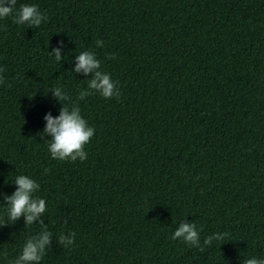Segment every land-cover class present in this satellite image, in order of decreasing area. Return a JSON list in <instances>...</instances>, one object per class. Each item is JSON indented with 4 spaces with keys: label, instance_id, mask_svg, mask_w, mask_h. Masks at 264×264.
Segmentation results:
<instances>
[{
    "label": "trees",
    "instance_id": "trees-1",
    "mask_svg": "<svg viewBox=\"0 0 264 264\" xmlns=\"http://www.w3.org/2000/svg\"><path fill=\"white\" fill-rule=\"evenodd\" d=\"M22 4L48 19L39 28L0 19V192L11 195L18 175L40 185L53 233L41 264L264 258V0ZM60 41L58 62L50 52ZM82 51L118 82L119 98L77 100L91 78L72 71ZM57 85L95 128L84 161L51 158L41 137L44 116L62 107L48 92ZM183 222H195L202 247L227 235L200 251L172 239ZM39 231L23 217L0 228V264ZM72 232L73 244L57 242Z\"/></svg>",
    "mask_w": 264,
    "mask_h": 264
},
{
    "label": "clouds",
    "instance_id": "clouds-1",
    "mask_svg": "<svg viewBox=\"0 0 264 264\" xmlns=\"http://www.w3.org/2000/svg\"><path fill=\"white\" fill-rule=\"evenodd\" d=\"M17 0H0V19L12 16L13 22L17 25L27 24L30 28H39L42 21L48 17L40 11L35 4H22L16 9ZM97 47H103V41H96ZM63 41L59 46L52 49L50 54L55 60L61 62ZM114 55H109L108 59H115ZM4 68L0 67V85L5 83L2 73ZM75 73H82L85 77L91 74L88 79L87 89L81 91L77 100L85 99L91 93H99L103 98H119L121 95L116 81H113L111 75L101 70V62L92 51H82L75 56V67L72 69ZM53 98L62 103L59 115L53 117L51 112L44 116L46 121L41 137L49 136L48 151L51 158L61 161H84L87 159L85 146L90 142L95 134V128L90 126L88 121L82 117L81 110L77 102L72 101V97L60 86L51 88ZM65 102H69L65 104ZM48 169H45V173ZM16 190L8 195L0 192L2 201L0 204L5 206L4 215L0 216V228L6 225L15 224L21 217L24 218L25 225H32L39 222L40 231L35 235L29 236L21 253L7 260V264H41L47 250L52 246L53 233L49 231L47 224L44 223V215L47 211L45 199L35 196L39 191L40 185L27 175H18L13 182ZM67 223V221H65ZM226 233H216L207 236L204 241V247L210 246L214 240H224ZM75 233L67 235L61 233L57 242L64 247L74 243ZM180 238L182 242L191 247H198L204 251L200 244V231H198L195 222H183L179 224L172 235V239ZM243 264H264V258H246Z\"/></svg>",
    "mask_w": 264,
    "mask_h": 264
}]
</instances>
